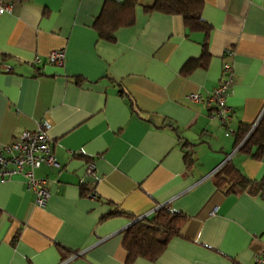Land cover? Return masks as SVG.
<instances>
[{
    "label": "crops",
    "instance_id": "obj_1",
    "mask_svg": "<svg viewBox=\"0 0 264 264\" xmlns=\"http://www.w3.org/2000/svg\"><path fill=\"white\" fill-rule=\"evenodd\" d=\"M105 1L2 0L12 10L0 14V147L44 122L57 165L35 169L43 206L21 174L0 182V264H129L130 216L160 205L186 216L181 235L130 264H252L264 249V196L229 191L214 174L231 161L264 178V153L237 142L264 114V0H202L206 53L205 34L180 15L144 10L154 0H138L133 23L102 38ZM54 50L62 65L47 62ZM224 63L225 124L205 102Z\"/></svg>",
    "mask_w": 264,
    "mask_h": 264
},
{
    "label": "trees",
    "instance_id": "obj_2",
    "mask_svg": "<svg viewBox=\"0 0 264 264\" xmlns=\"http://www.w3.org/2000/svg\"><path fill=\"white\" fill-rule=\"evenodd\" d=\"M137 4L138 0H106L95 21L99 35L106 40H113V33L118 27L133 23ZM143 7L146 12L180 15L184 26L190 32L200 31L205 34L202 45L203 52L206 53V37L210 26L201 18L202 0H154L152 4ZM195 64V60H189L185 63L183 70L187 72ZM237 142L239 151L244 154L260 157L264 153V114L253 129H250V126L239 128ZM214 180L217 185L229 184L227 190L234 193L248 190L264 196V178L258 181L249 179L231 161H226L215 172ZM118 214L120 212H111L104 217ZM135 218L130 216L131 220ZM185 221L186 216L182 213L170 211L162 206L156 209L152 216L130 223L123 230V247L126 251L127 263H132L138 257L155 260L173 237L181 235V228Z\"/></svg>",
    "mask_w": 264,
    "mask_h": 264
},
{
    "label": "built area",
    "instance_id": "obj_3",
    "mask_svg": "<svg viewBox=\"0 0 264 264\" xmlns=\"http://www.w3.org/2000/svg\"><path fill=\"white\" fill-rule=\"evenodd\" d=\"M11 10L12 5L10 3H2V0H0V14L11 12ZM63 60L64 52L62 50H54L47 57V62L56 65H62ZM223 67L225 76L221 79L219 85L206 96L205 102L211 109L213 117L218 118L225 124L229 118L228 108L225 105V95L230 83L231 73L229 63H224ZM199 98L198 93L187 95L190 102H196ZM47 129L48 125L46 123L38 122L35 129L24 130L12 141L0 147V182L13 175L21 174L25 178L27 188L35 194V204L38 206L45 204L49 192L46 188V179L36 177L35 169L41 165H57ZM85 172L87 176L97 179L91 163L87 164ZM162 206H158L157 209ZM143 217L145 216H138L137 218L142 219ZM252 264H264V249L253 255Z\"/></svg>",
    "mask_w": 264,
    "mask_h": 264
},
{
    "label": "water",
    "instance_id": "obj_4",
    "mask_svg": "<svg viewBox=\"0 0 264 264\" xmlns=\"http://www.w3.org/2000/svg\"><path fill=\"white\" fill-rule=\"evenodd\" d=\"M137 220H139V219H138V218H135L134 220H132V222H135V221H137ZM132 222H131V223H132Z\"/></svg>",
    "mask_w": 264,
    "mask_h": 264
}]
</instances>
